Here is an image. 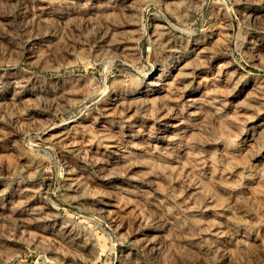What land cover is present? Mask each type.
<instances>
[{"label": "rangeland", "instance_id": "obj_1", "mask_svg": "<svg viewBox=\"0 0 264 264\" xmlns=\"http://www.w3.org/2000/svg\"><path fill=\"white\" fill-rule=\"evenodd\" d=\"M0 264H264V0H0Z\"/></svg>", "mask_w": 264, "mask_h": 264}, {"label": "bare ground", "instance_id": "obj_2", "mask_svg": "<svg viewBox=\"0 0 264 264\" xmlns=\"http://www.w3.org/2000/svg\"><path fill=\"white\" fill-rule=\"evenodd\" d=\"M175 126H177L176 128H180L181 122L176 123Z\"/></svg>", "mask_w": 264, "mask_h": 264}]
</instances>
